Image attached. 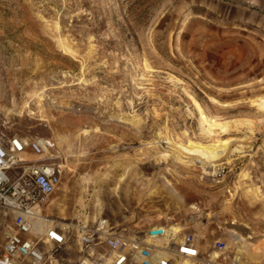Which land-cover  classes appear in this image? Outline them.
Listing matches in <instances>:
<instances>
[{
    "label": "rangeland",
    "instance_id": "rangeland-1",
    "mask_svg": "<svg viewBox=\"0 0 264 264\" xmlns=\"http://www.w3.org/2000/svg\"><path fill=\"white\" fill-rule=\"evenodd\" d=\"M263 103L264 0H0V140L57 143L56 216L62 186L107 156L123 204L264 264ZM170 140L227 151L205 171Z\"/></svg>",
    "mask_w": 264,
    "mask_h": 264
},
{
    "label": "built area",
    "instance_id": "built-area-1",
    "mask_svg": "<svg viewBox=\"0 0 264 264\" xmlns=\"http://www.w3.org/2000/svg\"><path fill=\"white\" fill-rule=\"evenodd\" d=\"M64 159L50 138L0 140V264H249L219 238L203 258L198 237L183 233L171 217L131 231L105 216L91 221L84 210L73 217L48 212L62 184ZM223 172L220 167L216 175ZM72 242L79 246L77 260L68 258Z\"/></svg>",
    "mask_w": 264,
    "mask_h": 264
},
{
    "label": "crops",
    "instance_id": "crops-1",
    "mask_svg": "<svg viewBox=\"0 0 264 264\" xmlns=\"http://www.w3.org/2000/svg\"><path fill=\"white\" fill-rule=\"evenodd\" d=\"M110 159L107 156H100L88 161V165L81 169L80 173H74L71 180L62 186L65 192L60 198L59 204L63 208H70L68 211L69 217L80 214L84 210L91 221L100 216H105L115 225L131 231L138 230L142 226L149 227L164 223L163 219L157 218L154 209L148 208L149 211H146L144 206H131L129 205L131 203L130 199L126 198H124V204L121 202L122 200L121 198L119 199V196L124 194V191L128 193L130 186L127 179L122 182V174L118 173L113 176L114 173L108 171L107 165H103L109 162ZM183 224L185 225L179 224L183 227V233L189 232L186 231L188 226H186L185 221H183ZM197 234L202 237L198 238L202 257L205 258L212 255L214 242L219 237L216 238L213 231H200ZM203 237L205 238L204 240H202ZM72 248L73 251L68 255V258L77 260L80 257L79 246L76 244ZM221 261L228 262L229 260L221 258Z\"/></svg>",
    "mask_w": 264,
    "mask_h": 264
},
{
    "label": "bare ground",
    "instance_id": "bare-ground-1",
    "mask_svg": "<svg viewBox=\"0 0 264 264\" xmlns=\"http://www.w3.org/2000/svg\"><path fill=\"white\" fill-rule=\"evenodd\" d=\"M259 103V102H258ZM197 106L200 109V113L203 117V120L206 121L207 123L210 124V127H215L217 125L216 121L213 120L212 118L207 117L205 113L202 111V107L199 105L198 102H196ZM264 104V103H263ZM205 122V123H206ZM204 123V124H205ZM212 129V128H211ZM207 130V128H206ZM209 130V129H208ZM172 145L176 146L178 149V158L185 162H193L195 164H200V166L205 170L209 171L212 166H216L219 161H220V156L225 150L227 151V143L224 141H218L214 143H206V144H201V143H195L193 141L189 142L188 144H174L173 141H169ZM160 150V149H159ZM158 150V151H159ZM218 256V253H215L213 255V258H216ZM236 257L237 258H242V255L238 254L236 252ZM250 264V262H249Z\"/></svg>",
    "mask_w": 264,
    "mask_h": 264
}]
</instances>
